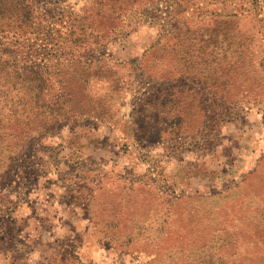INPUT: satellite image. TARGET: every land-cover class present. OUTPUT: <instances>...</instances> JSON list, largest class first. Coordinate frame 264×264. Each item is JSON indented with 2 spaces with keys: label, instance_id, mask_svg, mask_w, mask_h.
I'll use <instances>...</instances> for the list:
<instances>
[{
  "label": "rangeland",
  "instance_id": "374dc122",
  "mask_svg": "<svg viewBox=\"0 0 264 264\" xmlns=\"http://www.w3.org/2000/svg\"><path fill=\"white\" fill-rule=\"evenodd\" d=\"M22 2L0 199L40 214L41 264H264V0Z\"/></svg>",
  "mask_w": 264,
  "mask_h": 264
},
{
  "label": "crops",
  "instance_id": "0c3cea01",
  "mask_svg": "<svg viewBox=\"0 0 264 264\" xmlns=\"http://www.w3.org/2000/svg\"><path fill=\"white\" fill-rule=\"evenodd\" d=\"M8 201L10 200H6ZM22 206L19 198L14 209L8 208L5 201L0 199V264H41L39 249L42 247L31 246L29 242L30 237L36 235V231L42 232L40 214L23 211ZM45 233L47 232L43 230V234ZM40 241L43 244L39 242V246L46 244V240Z\"/></svg>",
  "mask_w": 264,
  "mask_h": 264
},
{
  "label": "trees",
  "instance_id": "16d2710c",
  "mask_svg": "<svg viewBox=\"0 0 264 264\" xmlns=\"http://www.w3.org/2000/svg\"><path fill=\"white\" fill-rule=\"evenodd\" d=\"M133 1H137V0H133ZM23 4V6L22 7H20V9L16 12V10H10V12H9V14L8 15H13V16H15L16 18H21L23 21H24V19H26L25 17H27L28 16V14H29V8L31 7L30 5H29V0H24V2H22ZM7 27H9V26H7ZM185 55H186V53H185ZM207 57H210L211 56V53L210 52H208L207 51ZM191 74H189V73H187V72H181L180 73V77H182V78H178V79H181V80H194L195 78H194V76H192ZM204 76V75H203ZM211 76H213V77H215V75H213V74H211ZM215 96H216V93H213ZM185 125L188 123L186 120H185Z\"/></svg>",
  "mask_w": 264,
  "mask_h": 264
}]
</instances>
